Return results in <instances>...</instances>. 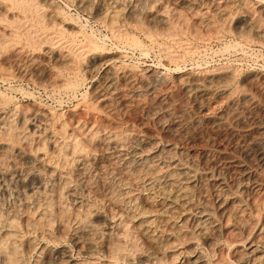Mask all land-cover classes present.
<instances>
[{"label":"bare ground","instance_id":"bare-ground-1","mask_svg":"<svg viewBox=\"0 0 264 264\" xmlns=\"http://www.w3.org/2000/svg\"><path fill=\"white\" fill-rule=\"evenodd\" d=\"M21 1H23V0H21ZM78 1L85 8V7L89 6V3L91 0H78ZM98 1H100V4H102V6H104L107 10L112 9V7L118 6L117 0H98ZM122 1L127 3L128 11L125 12V10H121V7L119 9V6H118V10H116V12H118L119 13L118 15L121 17L125 16V17L129 18L130 20L137 21V22L140 21L141 18L146 17L145 19H147L151 23V25L157 26V27L165 25V24L167 25V23L170 22V21H168V16H171L172 12L170 11V15L167 16V14H166V13H168V11H166L167 5H166V7L164 5L158 6L156 9H151L148 6L157 0H122ZM122 1H120V2H122ZM207 1L206 2L209 4V6H211V7H209V9L211 8V10L214 12V14L219 15L221 17H223L224 15H227L228 1L229 0H207ZM258 1H262L264 3V0H258ZM10 2H11V0H10ZM72 2H74V1L72 0ZM182 2L184 5H186L185 7H192L195 5L194 0H182ZM197 2H198V0H197ZM23 4H24V2H23ZM155 4H156V2H155ZM262 5H263V8L261 7L262 8L261 13L264 14V4H262ZM23 6H21L20 9H23ZM32 6H34V5H32ZM82 6H81V8H82ZM147 6L151 10H148L149 8ZM198 6H200V5H198ZM36 7H35V9H36ZM51 7H52V5H51ZM144 7H147V11L145 10L147 12L146 15H145ZM13 9H15V8H13ZM17 9H18V7H17ZM27 9L24 7V10L27 11ZM37 9H38V7H37ZM35 11H33V12H35ZM21 12L23 13V11H21ZM106 12L109 13V11H106ZM111 12H112V10H111ZM52 13H54V12L52 11ZM245 13H247V12H245ZM47 14H49V13H47ZM28 15H29V13H28ZM115 15L116 14H114V16ZM12 16H14V15H12ZM55 16H56V14H55ZM108 16H109V14H108ZM119 16H116V17H118V19H120ZM208 16H209V14H208ZM52 17H53V15H52ZM175 17H178V16H175ZM231 17H233V16H230V20H231ZM171 18L173 19V17H171ZM210 18H212V17H210ZM56 19H58V18H56ZM103 19H105L104 16H103ZM108 19H110V18H108ZM111 19H112V16H111ZM113 19L115 20V18H113ZM121 19H120V21H121ZM206 19H208V18H206ZM116 20H117V18H116ZM52 21H54V20H52ZM57 22H58V20H57ZM106 22H107V19H106ZM180 23H182V22H180ZM11 24L12 23H10V25ZM37 24H39V23H37ZM128 24H131V23H128ZM138 24H140V23H138ZM19 25L20 24H18V26ZM132 25H133V22H132ZM206 25H208V24H206ZM31 27H30V29H31ZM173 27L174 26H172V29H173ZM20 28H22V26ZM25 28H27V27H25ZM25 28H24V31H25ZM166 28H168V27H166ZM169 28H170V26H169ZM238 28L240 31L239 34H242V35L251 34L252 36H255V37L262 36V34L264 35V28H260V26L256 25L253 21V17L250 15H247V14H241L240 19H239ZM139 29H141V28H139ZM35 30H33V31H35ZM152 30H154V29H152ZM115 31L117 32L116 29H115ZM162 31L163 30H160V32H162ZM36 32H37V30H36ZM167 32L168 31H166L163 34L167 35L169 33H172V32H169V33H167ZM33 34H35V33H33ZM40 36H42V34L39 35V37ZM35 37H36V35H35ZM120 37H118V38H120ZM37 38H38V36H37ZM43 38L46 39L47 37H42V39ZM57 38H59V37H57ZM174 39H172V40L174 41ZM46 40H49V38ZM51 41H52V39H51ZM41 44H42V42H41ZM54 44L56 45L57 42ZM178 44L180 45V43H178ZM85 46H86V44H85ZM66 47H65V49H66ZM82 47H81V49H82ZM99 47H100V45H99ZM71 48H72V46H71ZM18 50H20V49H18ZM47 50L48 49H46V51ZM21 51H22V49H21ZM61 51H62V48H61ZM61 51L57 55V59L61 62L59 64L67 63L69 61V55L65 54L66 52H64V54H63V53H61ZM70 51L71 50H69V52ZM74 53H76V52H74ZM166 53H168V52H166ZM169 53H170V51H169ZM173 53H175V52H173ZM25 54H26V51H25ZM71 55H73V54H71ZM81 56H83V55H81ZM76 58H78V57H76ZM102 58H105L107 60L112 59V58H110V56L108 54H103V56L100 55L99 58H97V56H96L95 58L94 57L92 58L93 59L91 61L92 65L98 61L97 59L100 60ZM167 58H169V56ZM33 59L35 60V58H33ZM114 59H116L115 56H114ZM169 59H171V58H169ZM80 60H81V58H80ZM27 61H29V60H27ZM41 61H39V62L41 63ZM11 62H13V61H11ZM26 63H25V65H27ZM115 63H116V61H115ZM19 64H20V62H19ZM83 65H84V63H83ZM39 66H40V64H39ZM38 67H36L35 69H37ZM74 67H76V66H74ZM18 68H19V66H18ZM92 68L94 69L93 66H92ZM179 69H180V67H179ZM90 70H87V71H90ZM234 70H229V69L216 70V71L210 70L211 72L206 73V74H198V73L194 74V73L189 72V74H187V76H183L182 79H181V77H179L182 80V85H181L182 90H183V92H185L184 95H182V96H185V94H188L187 96H189L190 97L189 99H191L192 103H194L193 107L195 105L198 109V114L194 118H192V117L190 118V116H189V118H187L188 117L187 115H185L187 117L182 116L180 113H182L184 111V105L181 104L182 106H180L179 108H173L172 103L170 102L169 98L164 94L158 95L155 98L153 97L152 99L147 100L140 105L142 110H145V112H147L151 116V118L155 122L156 126H158V128L160 130H162V132H164L167 135L174 134V136L176 135V137L177 136L179 137V136H183V135L187 134L189 137H186V138H190V140L191 139L193 140V138L196 139V137L189 135L191 133V132H189V130H191L190 128H192V126H194L200 132L199 138L197 137L199 141H197V142H201L202 145H204V146L215 145L216 144V134L217 135L223 134L226 137L225 138L226 139V143H225L226 146H229L230 143L234 141L235 142L234 145L241 148V149L240 148L239 149L242 151L244 160H234L233 158L231 160L230 157H229L230 159L227 160L226 159L227 157H226L225 160H223L221 162L219 161L220 165L217 163L219 165L217 172L213 173L211 175L209 174L206 177L205 183H204L205 186H204V188L203 187H201V188L205 189V191H206L205 195H208L209 198L206 197L208 199H205V197H204L205 201H202L203 200V196H202L201 202L192 201L190 199V193L188 192L189 189H188V191L186 190L188 188V185L191 184V182L194 180V176H195V174H192V168L190 166V163L188 162V159L190 157L189 156L190 153L186 154L189 157L186 156L185 154H182V156L185 155L186 157H188L187 160L184 159L183 157L177 158L176 153L174 151L175 146H176L175 144H174L175 145L174 146L172 143H168L166 141L167 143L165 145L161 146V144H158V142L156 141V138L151 137L150 135H147L148 133L146 134V133H141V132L136 131V134L135 135L132 134L133 137H131L132 131L129 133L130 130L127 131V129L124 128L125 125H124V127H123V124L121 126L119 121L117 123L115 121V117L112 116L113 114L121 111L120 110L121 108L123 110L125 107H127L130 104L128 101V97L130 94H133L136 92L138 93V92L149 91L153 87L155 75L150 69L140 70L141 72H139V71L137 72L134 70L133 71L128 70V71L118 72L114 68L109 69L107 71V73H105L106 75L104 76V81L100 85L96 86V88H94V92H93L94 101H96L98 106H100L101 108L103 107V112L105 115H100V114L94 115L93 114V117L89 118V117H86L85 114L83 113V115L85 116V118H83V119L81 117L79 118L77 116L78 119H75L73 121L72 130L71 131L69 130L70 133L62 131L63 129H60L59 125L58 126H51L50 122H49L51 119L50 114L47 113L46 111L42 110V109H39V108L33 110L32 113H28V115H26L25 112H19V113L17 112L16 113V116L18 118V120L16 121L17 124H13L14 122H12L13 119L10 118L11 116L0 115V196H2L4 199L6 197L8 198V196H11V198H12L9 201H7L8 199L7 200H0V260L5 262L6 264H25L26 263V257L25 256L31 252H36L37 253L36 258L34 257L35 261L33 260L35 264H80L79 262L78 263L75 262L73 257L66 250V248L65 249H60V248L55 249V248H52L53 246L52 247H50V246L48 247L46 245L43 246L44 244L42 246H40L38 244L37 239L39 237H43L47 234V230L49 229V226L51 225V222L53 220H60L59 223L65 222V223H63L64 228L66 227L65 224L67 221L71 222L74 220L73 222L75 223V226H73L71 232H72L73 237L75 238L76 244H80V247L82 246V250L86 251L87 253H91L95 256L100 254V252L102 251V245H105L106 240L110 237L106 238V236H105L104 239H106V240L104 241V244H101L100 237L102 236V234H100V236H99V227L96 224H94V223H96L97 219L94 220L95 222L89 221L91 218L90 214H92L91 212L89 214L90 218L87 219L88 221L83 222L84 221L83 217L85 216L84 219L87 218L86 212H88L89 210L86 211V208H84L85 210L83 211L81 209V207H82L81 203H82L83 199L80 197V195H77L74 192V189L73 190L71 189L72 184L71 185L68 184L69 187H67V185H66V183H67L66 180H68L66 178V176H68L67 167L72 165L71 170L73 169V172L79 177V179L81 181H84L86 178L91 177L93 172L99 171L100 174L98 175V177H99L98 180L95 182H92L91 184L93 186L97 187L96 188L97 190H98V188L101 189L102 193H104L105 197L109 198L110 199L109 201L113 202V204L118 205L119 209L122 206H124L126 209V206H128V205H134L133 208H135V206L137 207V205L139 206V203H140L139 200H141V198L143 197V196L141 197L142 191L146 190V192H148L149 196L147 197V195H146L145 197L150 199L149 201L154 203L155 209L153 211H150V212L147 210H143L142 212L140 211L141 219L139 222L136 223L137 230L141 234L142 239L148 243V246L150 245V247H149L150 249L146 250L144 252V254H142V256H140L138 254L139 252L137 253L135 251L136 254L141 257V258L139 257L141 260L142 259L149 260L152 258L159 257L160 255H167L168 258H171V261H173V260L175 261L178 259V257H180L181 253L179 251L183 245H185V244L190 245L189 249L192 251L193 248H195L192 246L195 245L194 243L197 241L196 239H201L203 242L207 243L205 246L208 245L211 248V251H213L215 254H217V256L218 255L220 256V259H218V260L215 259L216 261L214 263H210V262H208L206 257L202 253L199 252L194 256H191L189 258H182L181 260L174 262V263H171V264H226V262L224 261L223 255H222V250L225 251L226 249L225 250L222 249V247H221L222 243L220 241L221 238H219L221 236V234H223L222 229L224 228L223 224L225 223V224H227V226L230 225V227L232 228L231 231L233 232L232 233L233 238L231 241L229 240V246H230L229 248H231V250L233 252L234 257H231V258L234 259L235 264H264V249L262 248V247H264V218H262L260 225L258 224V220H257V224L255 226L249 225L250 223L248 220V218L252 216L251 215L252 211H254V210H252V208H255V210L257 212H261L262 210H264V203L263 204H261V203L257 204L256 203L257 206H253L254 204L253 205L248 204L249 202H246L245 199L242 200L240 198V195H242L245 192H252V191L256 192L259 189L264 187V178L259 179L257 177V175H259L260 173H262V175L264 176V73L257 71V72H253L249 75H246L245 77H243V79L241 78L242 84L240 85V87L237 89H233L231 84L234 82V80L236 78V74H235ZM42 71H43V69H42ZM51 74H53V73H51ZM54 74H56V73H54ZM26 78H28V76ZM180 79H178V80H180ZM64 81L66 82V80H64ZM175 81H176V79H175ZM59 82H61V81H59ZM178 83H181V81H179ZM168 90H167V92H168ZM150 91H152V90H150ZM183 92H181V94ZM147 93H149V92H147ZM158 93H160V92H158ZM173 93H175V92H173ZM145 94H146V92H145ZM171 99H172V97H171ZM6 101H7V99H6ZM96 103H92V104L96 105ZM131 103H132V101H131ZM173 104H174V102H173ZM178 104H180V103H178ZM26 107H25V109H26ZM96 108L98 109V107H96ZM90 109H91V107H90ZM93 109L95 110V108H93ZM185 109H187V108H185ZM197 109L195 108L196 111H197ZM79 110H82V109H79ZM8 111H10V110H8ZM21 111H22V109H21ZM11 112L13 113V109ZM3 113H1V114H3ZM77 113H78V111H77ZM138 113H139V111H138ZM86 114L88 115L89 112H87ZM10 115H11V113H10ZM13 115H12V117H13ZM83 115H82V117H84ZM142 115H144V114H142ZM56 119H57V117H56ZM13 121H15V118ZM70 121H72L71 118H70ZM29 122H30L31 126L34 128L32 133H29L26 131L27 130L26 125L29 124ZM60 122H61V119H60ZM64 122L65 121H63V123ZM66 124H67V122H66ZM130 125L131 124H129L128 126H130ZM153 125H154V123H153ZM61 128H62V125H61ZM128 128L130 129V127H128ZM46 131H49V134L45 135L46 139H45L44 146H45V144H47L51 149L50 151H46L47 147L43 148V147L36 145V142H35L36 137L33 135V132H46ZM195 131L197 132V130H195ZM133 132H135V130ZM223 135H222V138H223ZM153 136H155V135H153ZM219 137H218V139H219ZM129 138H130V140H129ZM39 140H41V137ZM125 141H128V143L126 144ZM43 142H44V139H43ZM192 148H194V147H192ZM222 148H224V147L222 146ZM227 150H229V149H227ZM182 151H183V149H182ZM202 152H203V150H202ZM197 155H198V153H197ZM26 160H28V161L29 160L30 161H43V162L45 161L48 164L52 165L53 169L49 168L50 171H44L42 169L43 167L40 168L38 166H33L30 168H26V167L24 168V167H22V164H24V162H26ZM28 164H30V163H28ZM40 164H42V163H40ZM8 165L13 166L14 169H9ZM204 165H205V163H204ZM208 165H209V163H208ZM206 166H207V164H206ZM208 168H210V167H208ZM204 172H205V170H204ZM93 177H95V176H93ZM96 177H97V174H96ZM204 177H205V175H204ZM260 177H262V176H260ZM248 178L249 179L252 178V179L250 181H247ZM85 181L89 182L90 180H88V181L85 180ZM63 182H65V185L62 186ZM85 184L86 183H84V185ZM91 184L89 183L91 188H93ZM63 188L66 190H63ZM91 188L90 189L87 188L88 191L91 190ZM75 191H76V189H75ZM81 192H79V193H81ZM65 193H67L68 195L71 196L70 198L72 199V201L74 203V207L72 209H70L71 207L69 206L70 207L69 212H67L68 209L66 210L63 207L65 205L62 206V204H63L62 200H64L63 194H65ZM83 194L84 193H82V195ZM191 194H192V192H191ZM89 195H90V193H89ZM92 195H94V194H92ZM68 197L69 196H67V198ZM92 197H94V196H92ZM95 197L97 198V196H95ZM101 197L102 196H100V198ZM259 197H262V196H259ZM65 200H66V198H65ZM98 200H99V198H98ZM246 200H248V199H246ZM85 201H87V200H85ZM109 201H107V202H109ZM259 201H258V203H259ZM67 202H68V200H67ZM251 202L252 201H250V203ZM96 204H97V202H96ZM87 205H89V204H87ZM66 207H67V205H66ZM124 207L122 208L123 210H124ZM63 208L66 211H63ZM119 209H118V211H119ZM129 209H131V208L126 209V211H128ZM123 210H121V211H123ZM91 211L93 212L94 210H91ZM96 212H98V211H96ZM253 213H255V211ZM252 218H254V216ZM93 219H95V218H93ZM256 219H258V218H256ZM53 223H54V221H53ZM53 223H52V225H53ZM99 224H101V223H99ZM120 224H121V222H120ZM67 225H69V223ZM72 225L67 226V227H71ZM134 225L132 224V226H134ZM257 225H259V226L256 228ZM127 227L128 226H126V229H127ZM107 229L110 230V228H108V227H107ZM121 229H122V227H121ZM124 231H126V230H124ZM224 231L228 232L226 230H224ZM58 232H61V231H58ZM225 232H224V235H225ZM119 233L121 236V232H119ZM128 234H129V231H128ZM112 235H114V234H112ZM117 235H119V234H117ZM49 236H50V234L47 237H49ZM122 236H125V232ZM133 236L134 235H132V238H130L131 241L135 240V239H133ZM127 237H128V235H127ZM226 237H227V235H226ZM71 239L73 241V238H71ZM115 239H117V238H115ZM109 241H110V239H109ZM117 243L118 242H116V244ZM109 244H111V243H109ZM112 244H114V243H112ZM112 244H111V247H113ZM48 245H50V244H48ZM106 245H107V243H106ZM76 246H78V245H76ZM114 246H116V245H114ZM117 246L122 247L123 245L121 246V245L117 244ZM146 248H147V246H146ZM223 248H226V247L223 246ZM114 249H116V250H114V253H115V251H119V250H117V248H114ZM126 251H128V250H126ZM103 252H105V251H103ZM121 252H123V251L121 250ZM132 252H133V250H132ZM202 252H204V251H202ZM109 254L110 253H108V255ZM115 254H117V253H115ZM126 254H128V253H126ZM111 255H113V254H111ZM118 255H119V252H118ZM133 255H135V253ZM104 256H103V258H104ZM109 256H108V258H109ZM123 256L124 255H121L120 257H123ZM75 257H77V256H75ZM165 257L166 256H164V258ZM91 258H89V259H91ZM118 259H116V260L118 261ZM93 260H90V261L92 262ZM95 260H99V258H96ZM112 260H114V259H112ZM160 260H162V257ZM107 261H109V260H107ZM154 261H155V259H154ZM159 262H162V261H159ZM109 263H111V261ZM86 264H87V259H86Z\"/></svg>","mask_w":264,"mask_h":264},{"label":"rangeland","instance_id":"rangeland-1","mask_svg":"<svg viewBox=\"0 0 264 264\" xmlns=\"http://www.w3.org/2000/svg\"><path fill=\"white\" fill-rule=\"evenodd\" d=\"M49 1L50 0H29V1L28 0H23V1L11 0V2H10V0H0V3H1L0 4V101H1L0 102V115L11 116L10 118L13 120L15 118V121L12 120V122H14L13 124H17V122H16L18 120V118L16 116L17 112L18 113L19 112H25V114L28 115V113H32L33 110L39 108V109H42V110H44L50 114L51 119L49 122H50L51 126H58L59 125V128L63 129L62 131L70 133V131L72 130V123L75 119H78V117L79 118L81 117L83 119V118H85V116L92 118L93 114L94 115L95 114L105 115L103 112V107L101 108L100 106H98L96 101H94L93 92H94V88H96V86L100 85L104 81V76L106 75L105 73H107V71L109 69L114 68L118 72L128 71V70H131V71L134 70L137 72L138 71L141 72L140 70L150 69L155 75L153 87L150 89L152 91H150V90L145 91L146 94H145V92H138V93L136 92V93L130 94L128 97V101L130 103L128 105L129 107L128 106L125 107L124 108L125 110L124 109L122 110V108H121L120 109L121 111L113 114L112 116L115 117V121L117 123L119 121L121 126H122V124H123V127L125 125L124 128L127 129V131L130 130L129 133L132 131L131 137H133V135L136 134V131L141 132V133H146V134L148 133L147 135H150L151 137L156 138V141L158 142V144H161V146L165 145L167 142L172 143L173 145L175 144L176 146L174 145L175 146L174 151L176 153L177 158L183 157L184 159L187 160L188 157L190 156L188 159V162L190 163V166L192 168V174H195V176H194V180H193L194 182L192 181L191 184L188 185V188L186 190L188 191V189H189L188 192L190 193V199L194 202H201L202 196H203L202 201H205V199H208L209 196L205 195L206 191H205V189H203L205 186L204 183H205L206 177L209 174L211 175L213 173H216L218 166L220 165V162L225 160L226 157H227L226 158L227 160H229L230 158H231V160H232V158L234 160H244L242 151L240 150L241 148L234 145V143H235L234 141L231 142L229 146H226V144H225L226 143V139H225L226 137L223 134H220V135L216 134V144L215 145L204 146V145H202L201 142H197V141H199L198 138H199L200 132L194 126H192V128H190L191 130H189V132H191L189 135L196 137V139L193 138L194 141L192 139L190 140V138H186V137H189L187 134L183 135V136H179V137L178 136L176 137V135L174 136V134L167 135L164 132H162V130H160L158 128V126H156V124L153 121V119L151 118V116L147 112H145V110H142L140 105L143 102L152 99L153 97L155 98L158 95L164 94L169 98L170 102L172 103L173 108H179L180 106L184 105V111L182 113H180L182 116H184V117L188 116L187 118H189V116H190V118L191 117L194 118L198 114V109L195 105L193 107L194 103H192V100L189 99L190 97L187 96L188 94H185V96H182V95H184L185 92H183L182 87H181L182 77L187 76V74H189V72L194 73V74H196V73L206 74V73H209L211 71H216V70H226V69L234 70L235 69L234 72L236 74V78H235L234 82L231 84L233 89H237L240 87V85L242 84V79L246 75H249V74H251L253 72H257V71L264 73V46H263L264 45V35L262 34V36H258V37L252 36L251 34L242 35V34H239L240 31L238 28L239 19H240L241 14H247V15L252 16L254 23L256 25L260 26V28H264V19H263L264 14L261 13V10L263 8L262 4H264V3L262 1H258V0H229L228 1L227 15H224L223 17H221L219 15L214 14V12L211 10V8L209 9V7H211V6H209V4H208L209 2L207 0H202V1L198 0V2H197V0H194L195 5L192 7H185L186 5L183 4L182 0H177V1L176 0H160V1L157 0V1H155L156 4H155V2H153L152 4H150L151 6L150 5H148V6L151 9H156L158 6L164 5L166 7V5H167V7H166V11H168V13H166L167 16L170 15V11L172 12L171 16H168V21H170V22H168L167 25L165 24V25L157 27V26L151 25V23L147 19H145L146 17H143L144 19L141 18L140 21L137 22V21L130 20L129 18H127L125 16L124 17L119 16L118 15L119 13L116 12V10H118V6H119V9L121 7V10H125V12L128 11L127 3L122 1V0H117L118 6L112 7V9H109V10H107L104 6H102V4H100V1H98V0H91L90 1L91 4L89 3V6L85 7V8L79 3L78 0H73L74 2H72V0H51L50 1L51 3ZM120 1H122V2H120ZM23 2H24V4H23ZM32 5H34V6H32ZM51 5H52V7H51ZM198 5H200V6H198ZM21 6H23V9H20ZM36 6L38 7V9ZM81 6H82V8H81ZM17 7H18V9H17ZM24 7L26 9L28 8L27 9L28 12L26 10H24ZM35 7H36V9H35ZM147 7H144V11L145 10L147 11ZM13 8H15V9H13ZM150 8L148 10H151ZM111 10H112V12H111ZM21 11H23L24 14ZM33 11H35V12H33ZM52 11L54 13H52ZM106 11H109V13ZM146 11H145V15L147 13ZM245 12H247V13H245ZM28 13H29V15H28ZM47 13H49V14H47ZM51 14L53 15V17ZM55 14L57 17L55 16ZM108 14L110 17L108 16ZM114 14H116V15L114 16ZM208 14H209V16H208ZM12 15H14V16H12ZM174 15L178 16V17H175ZM203 15L204 16L206 15L207 17L206 16L205 17L208 19H206ZM103 16L105 17V19H103ZM111 16H112V19L115 18V20L113 19L114 21L111 19ZM116 16H119L120 19L122 18L121 21ZM230 16H233V17H231V20H230ZM55 17L58 19H56ZM171 17H173V19ZM210 17H212V18H210ZM108 18H110V19H108ZM116 18L118 21L116 20ZM106 19H107V22H106ZM52 20H54V21H52ZM57 20H58V22H57ZM132 22H133V25H132ZM180 22H182V23H180ZM10 23H12V24L10 25ZM37 23H39V24H37ZM128 23H131V24H128ZM138 23H140V24H138ZM18 24H20V25L18 26ZM206 24H208V25H206ZM21 26H22V28H20ZM169 26H170V28H169ZM172 26H174L173 29H172ZM25 27H27V28H25ZM30 27H31V29H30ZM166 27H168L169 29ZM24 28H25V31H24ZM139 28H141V29H139ZM32 29L33 30L36 29L37 32H36V30L33 31ZM115 29L117 30V32L115 31ZM152 29H154V30H152ZM160 30H163V31L160 32ZM166 31H168L167 33H169V32H172V33H169L170 35L166 33L168 35L167 36V35L163 34ZM32 32L35 34H33ZM41 34H42V36L39 37V35H41ZM35 35H36V37H35ZM37 36H38V38H37ZM42 37H47L46 39L49 38L50 41L46 40L45 38L42 39ZM57 37H59V38H57ZM118 37H120V38H118ZM51 39H52V41H51ZM172 39H174V41ZM41 42H42V44H41ZM56 42H57V44L55 45L54 43H56ZM178 43H180L181 46ZM85 44H86V46H85ZM99 45H100V47H99ZM71 46H72V48H71ZM60 47L62 48V51H61ZM65 47H66V49H65ZM81 47H82V49H81ZM18 49H20V50H18ZM21 49H22V51H21ZM46 49H48V50L46 51ZM24 50L26 51V54H25ZM69 50H71L72 52L71 51L69 52ZM51 51L52 52L54 51V52L52 53ZM60 51L63 54H64V52H66L65 54L69 55V61L67 63L59 64L61 62L57 59V55L60 53ZM169 51H170V53H169ZM74 52H76V53H74ZM166 52H168L169 54ZM173 52H175L176 54ZM71 54H73V55H71ZM103 54H108L110 56V58H112V59L107 60L105 58H102V59H100L102 62L99 59H97L98 61L92 65V62H91L93 60L92 58L93 57L95 58L96 56H97V58H99V56L100 55L103 56ZM81 55H83V56H81ZM114 56L116 57L117 60L114 59ZM168 56L171 59L167 58ZM76 57H78V58H76ZM79 57L81 58V60ZM33 58H35V60ZM27 60H29V61H27ZM11 61H13V62H11ZM39 61H41V63ZM115 61H116V63H115ZM19 62L21 65L19 64ZM25 63L27 65H25ZM83 63H84V65H83ZM39 64H40V66H39ZM18 66H19V68H18ZM74 66H76V67H74ZM92 66L94 67L95 70L92 68ZM36 67H38V68L35 69ZM179 67H180V69H179ZM42 69H43V71H42ZM86 69L87 70L91 69V70L87 71ZM50 72L53 74H51ZM54 73H56V74H54ZM27 76H28V78H26ZM179 77H181V79ZM175 79H176V81H175ZM178 79H180V80H178ZM64 80H66V82ZM59 81H61V82H59ZM179 81H181V83H178ZM167 90H168V92H167ZM172 91L175 93H173ZM147 92H149V93H147ZM158 92H160V93H158ZM181 92H183V93L181 94ZM171 97H172V99H171ZM6 99H7V101H6ZM131 101H132V103H131ZM173 102H174V104H173ZM92 103H96V105H94ZM178 103H180V104H178ZM25 107H26V109H25ZM90 107H91V109H90ZM96 107H98V109ZM93 108H95V110ZM185 108H187V109H185ZM195 108L197 109V111L195 110ZM12 109H13V113L11 112ZM21 109H22V111H21ZM79 109H82V110H79ZM8 110H10V111H8ZM77 111H78V113H77ZM138 111H139V113H138ZM87 112H89L88 115L86 114ZM1 113H3V114H1ZM10 113H11V115H10ZM83 113L85 114V116L83 115ZM81 114L84 117H82ZM142 114H144V115H142ZM12 115H13V117H12ZM185 115H187V116H185ZM56 117H57V119H56ZM70 118L72 121H70ZM60 119H61L62 123L60 122ZM62 120L65 122L63 123ZM66 122H67V124H66ZM152 122L154 123V125ZM129 124H131V125L128 126ZM61 125H62V128H61ZM128 127H130V129ZM26 128H27L26 131L29 133H32V131L34 129L31 126L30 122H29V124L26 125ZM134 130H135V132H133ZM195 130H197V132ZM47 134H49V131L33 132V135L36 137V141H35L36 145L43 147V148L47 147V150L46 149L45 150L50 151L51 149L47 144H45V146H44L45 139H46L45 135H47ZM153 135H155V136H153ZM222 135H223V138H222ZM40 137H41V140H39ZM218 137H219V139H218ZM43 139H44V142H43ZM129 140H130V138H129ZM187 141L188 142L190 141V142L188 143ZM125 142H126V144L128 143V141H125ZM222 146L224 148H222ZM192 147H194L195 149ZM182 149H183V151H182ZM227 149H229V150H227ZM202 150H203V152H202ZM188 153H190L191 155L190 154H189V156L186 155ZM197 153H198V155H197ZM182 154H185L188 157H186L185 155L182 156ZM28 163H30V164H28ZM40 163H42V164H40ZM204 163H205V165H204ZM208 163H209V165H208ZM47 164L48 163L45 161L43 162V161H30V160L28 161V160H26V162H24V164H22V167L30 168L33 166H38L40 168L43 167L42 169L44 171H50L49 168L53 169L52 165H50V164L47 165ZM206 164L210 168H208L206 166ZM8 168L14 169V167L10 166V165H8ZM71 168H72V165L67 167L68 176H66V178L68 180H66L67 181L66 185H67V187H69V185L72 184L71 189L72 190L74 189V192L77 195H80V197L83 199L82 203H81L83 208L81 207V209L83 211L85 210L84 208H86V211L89 210L88 212L85 211L87 213L86 214L87 218L84 219L85 218V216H84L83 222H87L88 221L87 219L90 217L92 218V219L90 218V220H89L91 222H95L94 220L97 219L96 223H94V224H96L99 227V236H100V234H102V236H103V237L102 236L100 237L101 244H104V241L106 240V239H104L105 236H106V238L107 237H110V238H108L106 240L107 245H106V243H105V245H102V251H101L102 253L100 252V254H99L100 256L99 255L95 256L91 253H87L86 251L82 250V246L80 247V244H76L75 238L73 237L72 232H71L73 226H75V223L73 222L74 220L71 222L67 221L65 224V226H66L65 228L63 225V223H65V222L59 223L60 220H53L55 224L52 221L51 225L49 226V229L47 230V234L48 235L50 234V236L47 237L48 235L46 234L45 236L39 237L37 239V242L40 246H42L44 244L43 246H45V245L48 247L53 246L52 248H55V249H59V248L65 249L66 248V250L73 257L75 262L76 263L79 262L80 264H86V259H87V264H146V263L147 264H152V263L153 264H171V263H174V262L181 260L182 258H189L191 256H194L199 252L202 253L206 257L208 262H210V263H214L216 260L220 259V256L219 255L217 256V254H215L213 251H211V248L208 245L205 246L207 243L203 242L201 239H196L197 241L194 243L195 245L192 246L195 248H193V250L191 251L189 249L190 245H186V244L183 245L179 251L181 253L180 257H178V259L175 261L174 260L171 261V258H168L167 255H160L162 257V260H160L161 259L160 256L156 257V258H152L153 260L152 259H149V260L142 259L141 260L140 256H142V254H144V252L146 250L150 249L149 248L150 245L148 246V243L142 239L141 234L137 230L136 223L139 222L141 219L140 211L142 212L143 210H147L150 212V211H153L155 209L154 203L149 201L150 199L145 197L146 195H147V197L149 196L148 192H146V190L142 191L141 197L142 196L143 197L141 198V200H139V202H140L139 206L137 205V207L135 206V208H133L134 205H128V206H126V209L131 208L128 211H126L124 206L120 207V209H119L118 205L113 204V202L109 201L110 200L109 198L105 197V195H104V193H102L101 189L98 188V190H97L96 189L97 187H95L91 184L92 182H95L98 180V178H99L98 175L100 174L99 171L93 172L91 177H88L85 179L87 181L90 180L91 182L90 181L86 182L85 180L81 181L79 179V177L73 172V169L71 170ZM204 170H205V172H204ZM96 174H97V177H96ZM204 175H205V177H204ZM259 175L262 177H260ZM259 175H257V177L259 179L264 178L262 173H260ZM93 176H95V177H93ZM251 179L252 178H250V179L248 178L247 181H250ZM63 183H62V186L65 185V182H63ZM84 183H86V184L84 185ZM89 183L92 185L93 188H91ZM201 187H203V188H201ZM87 188L88 189L91 188L92 191L89 190L90 191L89 192ZM75 189H76V191H75ZM63 190H66V189L63 188ZM79 192H81V193H79ZM191 192H192V194H191ZM254 192L255 191L245 192L242 195H240V198L242 200L245 199L246 202H249L248 204H252V205L254 204L253 206H257V204H260V203L263 204L264 203V199H263L264 198V187L259 189L258 191H256L257 193L256 192L254 193ZM82 193H84V194L82 195ZM89 193H90V195H89ZM92 194H94V195H92ZM63 195H64L63 196L64 200H62V203H63L62 206L65 205L63 207L66 210L68 209L67 212H69L70 209H72L74 207V203H73L72 199L70 198L71 197L70 195H68L67 193H65ZM67 196H69V197L67 198ZM92 196H94V197H92ZM95 196H97V198ZM100 196H102V197L100 198ZM259 196H262V197H259ZM204 197H205V199H204ZM206 197H208V198H206ZM65 198H66V200H65ZM98 198H99V200H98ZM11 199H12L11 196H8V198L6 197L5 199L2 196H0V200L9 201ZM246 199H248V200H246ZM67 200L69 203L67 202ZM85 200H87V201H85ZM95 201L97 202V204ZM107 201H109L111 204ZM250 201H252V202L250 203ZM258 201H259V203H258ZM87 204H89L90 206ZM66 205H67V207H66ZM123 207H124V210L122 209ZM64 208H63V211H66ZM118 209H119V211H118ZM91 210H94V211L92 212ZM121 210H123V211H121ZM252 210H254L255 213H253L254 211H252V214H251L252 216L248 218L249 223H250L249 225L255 226L257 224V220H258V224L260 225L262 218H264V210H262L261 212H257L255 210V208H252ZM96 211H98V212H96ZM90 212L92 214H90ZM253 216H254V218H252ZM93 218H95V219H93ZM256 218H258V219H256ZM120 222H121V224H120ZM52 223H53V225H52ZM68 223H69V225H67ZM99 223H101L102 225ZM132 224L133 225L135 224L134 225L135 227L132 226ZM70 225H72V226L67 227ZM259 225H257L256 228ZM120 226L122 227V229ZM126 226H128L127 229H126ZM107 227L110 228V230H108ZM223 227H224L222 229L223 234H221V236L219 238H221L220 241L222 243V246H221L222 249H224V250L226 249V250L225 251L222 250V255H223V258H224V261L226 262V264H235L234 259L231 258V257H234L233 252H232L231 248H229L230 247L229 246V240L231 241L233 238V236H232L233 232L231 231L232 228L230 227V225L227 226V224H225V223L223 224ZM124 230H126V231H124ZM224 230H226L228 232H225ZM58 231H61V232H58ZM128 231H129V234H128ZM119 232H121V236H120ZM124 232H125V236H122L124 234ZM224 232H225V235H224ZM116 233L119 235H117ZM130 233L132 235H134L133 239H135V240L131 241L130 238H132V235ZM112 234H114V235H112ZM126 234L128 235V237ZM226 235H227V237H226ZM71 238H73V241ZM115 238H117V239H115ZM109 239H110V241H109ZM116 242H118L117 243L118 245H121V246L123 245L122 246L123 248L120 246H117ZM109 243H111V244L114 243V244H112L113 247H111V244H109ZM48 244H50V245H48ZM76 245H78V246H76ZM114 245H116V246H114ZM146 246H147V248H146ZM223 246L226 248H223ZM114 248H117V250H119V251H115V253H117V254L114 253V250H116ZM262 248L264 249V247H262ZM125 249L128 251H126ZM121 250L124 253L121 252ZM132 250H133V252H132ZM103 251H105V252H103ZM135 251L137 253L139 252L138 254L140 256H138ZM202 251H204V252H202ZM118 252H119V255H118ZM108 253H110L109 254L110 256L108 255ZM126 253H128V254H126ZM134 253H135V255H133ZM111 254H113L114 256ZM120 254L124 255V256L120 257L121 256ZM36 255H37L36 252H31L28 255H26L25 256L26 257V263L25 264H35L34 259L36 258ZM75 256H77V257H75ZM103 256H104V258H103ZM108 256H109V258H108ZM164 256H166V257L164 258ZM89 258H91V259H89ZM96 258H99L100 261L95 260ZM111 258L114 260H112ZM115 258L116 259L119 258L118 261ZM154 259H155V261H154ZM90 260H93V261L91 262ZM107 260H109V261H107ZM110 261H111V263H109ZM159 261H162V262H159ZM0 264H6V263L0 260Z\"/></svg>","mask_w":264,"mask_h":264}]
</instances>
